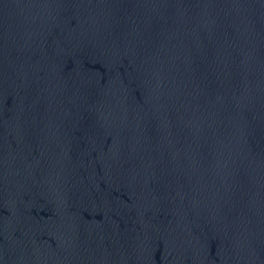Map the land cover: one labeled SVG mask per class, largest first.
<instances>
[{
    "label": "water",
    "instance_id": "1",
    "mask_svg": "<svg viewBox=\"0 0 264 264\" xmlns=\"http://www.w3.org/2000/svg\"><path fill=\"white\" fill-rule=\"evenodd\" d=\"M0 264H264V0H0Z\"/></svg>",
    "mask_w": 264,
    "mask_h": 264
}]
</instances>
